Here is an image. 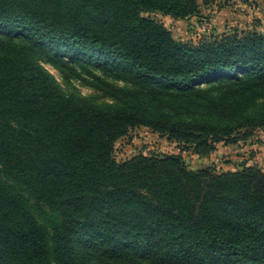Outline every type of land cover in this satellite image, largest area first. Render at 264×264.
<instances>
[{
	"label": "trees",
	"instance_id": "trees-1",
	"mask_svg": "<svg viewBox=\"0 0 264 264\" xmlns=\"http://www.w3.org/2000/svg\"><path fill=\"white\" fill-rule=\"evenodd\" d=\"M200 1L0 0V264H264L261 168L114 156L136 126L201 154L264 128V31L193 44L149 15ZM43 52L129 84L95 74L99 103Z\"/></svg>",
	"mask_w": 264,
	"mask_h": 264
},
{
	"label": "rangeland",
	"instance_id": "rangeland-1",
	"mask_svg": "<svg viewBox=\"0 0 264 264\" xmlns=\"http://www.w3.org/2000/svg\"><path fill=\"white\" fill-rule=\"evenodd\" d=\"M149 15L163 23L177 39L193 44L221 38L225 34L264 31V0H212L207 4L201 2L198 14L182 18L162 12H151ZM40 62L65 90L94 97L99 103L112 102L113 99L96 85L97 78L93 80L95 74L120 86L129 84L128 81L105 74L99 69L94 71L63 66L61 61L51 59L45 52L42 53ZM140 154H177L190 169L196 171L203 168L212 172L240 170L249 165L258 166L264 171V128L257 129L237 142L220 141L217 148L208 154H201L195 150V145L185 146L149 127L136 126L117 140L114 156L118 161H125ZM96 264H99L98 261Z\"/></svg>",
	"mask_w": 264,
	"mask_h": 264
}]
</instances>
